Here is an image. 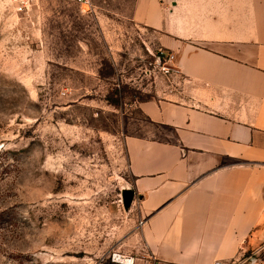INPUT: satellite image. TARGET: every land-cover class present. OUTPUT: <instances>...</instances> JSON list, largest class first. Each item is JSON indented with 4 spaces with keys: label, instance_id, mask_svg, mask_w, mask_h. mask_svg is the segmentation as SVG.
Masks as SVG:
<instances>
[{
    "label": "rangeland",
    "instance_id": "1",
    "mask_svg": "<svg viewBox=\"0 0 264 264\" xmlns=\"http://www.w3.org/2000/svg\"><path fill=\"white\" fill-rule=\"evenodd\" d=\"M120 1L0 0V264L142 256L124 137L179 77Z\"/></svg>",
    "mask_w": 264,
    "mask_h": 264
},
{
    "label": "crops",
    "instance_id": "2",
    "mask_svg": "<svg viewBox=\"0 0 264 264\" xmlns=\"http://www.w3.org/2000/svg\"><path fill=\"white\" fill-rule=\"evenodd\" d=\"M120 2L179 77L124 137L138 257L249 264L264 243V0Z\"/></svg>",
    "mask_w": 264,
    "mask_h": 264
},
{
    "label": "built area",
    "instance_id": "3",
    "mask_svg": "<svg viewBox=\"0 0 264 264\" xmlns=\"http://www.w3.org/2000/svg\"><path fill=\"white\" fill-rule=\"evenodd\" d=\"M81 7L90 9L92 7V0H73ZM13 10L17 13L25 12L33 2V0H10ZM172 54H166L165 61L170 62L172 60ZM169 67L165 68V72L169 71ZM244 260L249 264H264V243L255 250L244 256ZM112 261L116 264H154L153 258L147 256L146 258L133 256V255H122L117 254L112 258ZM234 263V261L232 262ZM213 264H226L222 260H217Z\"/></svg>",
    "mask_w": 264,
    "mask_h": 264
},
{
    "label": "water",
    "instance_id": "4",
    "mask_svg": "<svg viewBox=\"0 0 264 264\" xmlns=\"http://www.w3.org/2000/svg\"><path fill=\"white\" fill-rule=\"evenodd\" d=\"M134 199V191L127 187L122 190L121 200L124 208H128Z\"/></svg>",
    "mask_w": 264,
    "mask_h": 264
},
{
    "label": "trees",
    "instance_id": "5",
    "mask_svg": "<svg viewBox=\"0 0 264 264\" xmlns=\"http://www.w3.org/2000/svg\"><path fill=\"white\" fill-rule=\"evenodd\" d=\"M117 93H118V90L115 89V90H114V94H117ZM106 99L108 100L109 103H111V104H113V105H115V106H119V105H120V101H119V99H117V98H113V97H111V96H107ZM143 100H146V99H142V100H140V101H143Z\"/></svg>",
    "mask_w": 264,
    "mask_h": 264
}]
</instances>
